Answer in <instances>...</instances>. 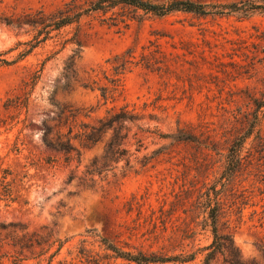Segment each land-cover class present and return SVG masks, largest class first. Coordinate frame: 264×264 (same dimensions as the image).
<instances>
[{"label": "rangeland", "instance_id": "obj_1", "mask_svg": "<svg viewBox=\"0 0 264 264\" xmlns=\"http://www.w3.org/2000/svg\"><path fill=\"white\" fill-rule=\"evenodd\" d=\"M91 1L0 0L1 264H138L103 237L171 257L148 264H203L214 208L219 232L233 237L241 259L264 264L257 132L243 147L242 170L229 180L224 174L234 138L227 125L240 130L233 115L264 95V10L160 17L119 5L75 18ZM65 17L75 20L57 28ZM126 104L145 115L125 123L127 153L87 173L112 130L90 148L75 134ZM201 105L214 142L199 128L195 141L163 137L197 125ZM61 134L80 154L58 150ZM191 253L193 261L173 258ZM210 264L229 263L219 254Z\"/></svg>", "mask_w": 264, "mask_h": 264}, {"label": "trees", "instance_id": "obj_2", "mask_svg": "<svg viewBox=\"0 0 264 264\" xmlns=\"http://www.w3.org/2000/svg\"><path fill=\"white\" fill-rule=\"evenodd\" d=\"M132 6L145 11L146 13H152L156 16H166L173 12L181 11L185 13H193L196 15H238V16H250L257 10H264V0H240L229 3H204L198 0H164V1H150V0H93L86 8L79 7L76 11L75 18H79L84 13L104 11L108 12L111 9H115L117 6ZM75 19L65 17L62 21L57 23V28L67 25L73 22ZM30 51H26L23 55H27ZM128 60H124V64L127 65ZM152 63H147L146 66H150ZM129 68V67H128ZM38 76L36 77V79ZM101 94L103 96L108 95L105 88L101 87ZM201 111L199 113V123L197 125L190 124L188 128L178 127L175 132L165 133L163 137L170 138L177 142L195 141L201 136L196 129L201 130L202 135H206L207 139L214 142L213 132L215 128L209 126L207 121L208 107L200 106ZM150 118H155L153 113L148 114ZM145 115L140 114L135 108L129 109V105H123L119 110L109 112L104 118L98 121L96 125H89L83 123L82 131L75 134L74 138L78 140L81 147L90 148L95 145L101 138L102 134L108 129L112 130L110 140L105 147V153L101 156V160L95 159L91 166L88 167L87 173L95 174L100 173L101 166H106L110 160L119 161L122 159V155L127 153L126 148H122V140L128 135L127 121H134L144 118ZM235 122H239L242 127L237 130L236 127L227 125L225 134L233 132V142L228 148L227 164L224 170L226 179H231L245 164V155L242 153L248 139H250L256 132L261 138V147L264 150V135H262V129L264 127V95L262 97H254L252 102L251 111H242L233 115ZM125 130V131H124ZM237 130V131H236ZM258 130V131H256ZM224 134V135H225ZM264 134V133H263ZM66 135L58 136V150L63 152L77 151L80 154V149L72 145V137H66ZM55 147V146H54ZM74 175L70 176L73 179ZM219 213L218 208L212 209L209 213V219L211 221L213 240L204 247L202 250L207 251L204 255L203 264H210L217 255L224 256V260L229 264H248L241 259L240 250L236 246L233 237L230 234H222L219 232ZM103 243L108 249L114 251L118 257L127 259L129 261L138 264H148L153 262H166L170 261L171 257L148 254L144 251L133 252L124 250L121 247L115 245L107 237L102 238ZM264 253V245L262 247ZM195 253L189 254L187 257L178 255L179 260L193 261L195 259ZM183 258V259H182ZM1 264V262H0Z\"/></svg>", "mask_w": 264, "mask_h": 264}]
</instances>
